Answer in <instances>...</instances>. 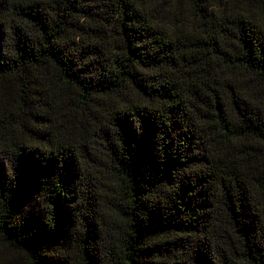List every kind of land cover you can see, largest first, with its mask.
I'll return each instance as SVG.
<instances>
[{"label":"trees","instance_id":"obj_1","mask_svg":"<svg viewBox=\"0 0 264 264\" xmlns=\"http://www.w3.org/2000/svg\"><path fill=\"white\" fill-rule=\"evenodd\" d=\"M0 264H264V0H0Z\"/></svg>","mask_w":264,"mask_h":264}]
</instances>
